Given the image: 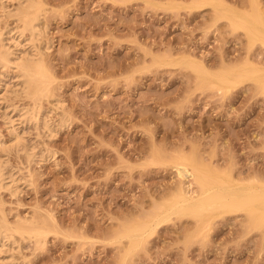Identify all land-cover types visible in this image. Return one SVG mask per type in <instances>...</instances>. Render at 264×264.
<instances>
[{"label":"rangeland","instance_id":"1","mask_svg":"<svg viewBox=\"0 0 264 264\" xmlns=\"http://www.w3.org/2000/svg\"><path fill=\"white\" fill-rule=\"evenodd\" d=\"M28 1L0 0V28L16 32L8 13ZM37 1L40 31L25 34L22 56L40 53L55 83L38 124L24 115L32 101L18 74L0 81V219L48 233L40 244L0 239V264H264V226L246 211L204 230L173 214L129 255L116 241L174 200L180 155L264 180V89L244 78L264 69V46L215 7L194 6L205 0ZM195 67L237 81L222 88Z\"/></svg>","mask_w":264,"mask_h":264},{"label":"bare ground","instance_id":"2","mask_svg":"<svg viewBox=\"0 0 264 264\" xmlns=\"http://www.w3.org/2000/svg\"><path fill=\"white\" fill-rule=\"evenodd\" d=\"M205 1V3L204 1L202 3L196 1L194 6L200 7L202 4H207L215 7L222 11L225 17L231 19L232 24L236 28L245 31L250 47L258 43L264 46V5L260 0H251V10L245 15H239L225 0ZM21 4H19L20 6L17 11L12 12L14 15L11 12L8 13L9 16H15L16 20L21 23V26L17 28L18 30L13 32L12 30H7V28H0V81H2V78H5V75L16 74L17 76L18 74V79L21 80L23 92L25 93L22 94L21 92V94L23 96L26 95L32 101V108L26 111V107L24 115L29 116V118L27 117L28 119L40 124L43 120L44 110L41 102L50 96L55 83V77L44 60L39 57L40 53L33 56L30 54V56L28 54V56H22V50L26 47L24 42H28L25 34L27 32L30 33L32 37L31 41L38 36V31H40L38 23L43 11V5L37 0H29L24 5ZM2 5L3 8L6 7L3 0ZM10 43L15 46V49H12ZM195 70L199 73L200 77L206 80H210V78L215 79L217 86L222 88H230L237 81V79H232L225 74L211 77L206 73H202L197 68ZM204 70L208 72L205 66ZM255 73L257 75H245L244 78L258 81L264 89V69L258 68L255 70ZM46 125H48V122ZM15 146L17 149L18 143ZM3 148L4 146L2 147V151L5 150ZM17 151L19 150L17 149ZM174 163L178 176L181 179V185L176 188L173 194L174 200L170 205L165 208L163 213L156 215V217L125 226L117 234L116 241H128V255L141 247L144 240L161 223L168 221L173 214L197 218L199 228L204 230L210 227L215 218L225 213L246 211L251 223L256 226H264V180L258 177L251 180H236L235 177L220 174L205 163L198 162L186 155H180ZM1 169L0 189H3L5 188L7 177L3 169ZM47 233L48 229L38 223L13 228L6 221L0 219V239L3 240H6V238H11L10 240L15 239L14 235L19 234L23 237L28 235L36 244H40L45 239ZM13 241L16 243V240Z\"/></svg>","mask_w":264,"mask_h":264}]
</instances>
